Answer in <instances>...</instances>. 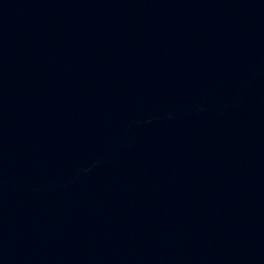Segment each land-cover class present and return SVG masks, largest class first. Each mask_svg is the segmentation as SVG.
I'll use <instances>...</instances> for the list:
<instances>
[{
	"label": "water",
	"instance_id": "95a60500",
	"mask_svg": "<svg viewBox=\"0 0 264 264\" xmlns=\"http://www.w3.org/2000/svg\"><path fill=\"white\" fill-rule=\"evenodd\" d=\"M0 264H264V0H0Z\"/></svg>",
	"mask_w": 264,
	"mask_h": 264
}]
</instances>
